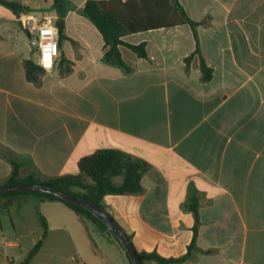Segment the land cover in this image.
I'll return each instance as SVG.
<instances>
[{"label": "crops", "instance_id": "obj_1", "mask_svg": "<svg viewBox=\"0 0 264 264\" xmlns=\"http://www.w3.org/2000/svg\"><path fill=\"white\" fill-rule=\"evenodd\" d=\"M0 4V144L33 162L22 178L79 173L99 150L145 162L143 190L103 203L140 253L175 264H264V0H179L198 27L201 55L213 70L202 80L187 24L132 33L148 57L125 46L130 73L103 61L105 41L83 14L86 0H4ZM125 2L126 0H122ZM26 16L64 23L54 67L40 85ZM12 173L0 156V186ZM193 208L198 209V219ZM131 264L122 245L68 205L40 195L0 197V264ZM144 264H159L146 261Z\"/></svg>", "mask_w": 264, "mask_h": 264}, {"label": "trees", "instance_id": "obj_2", "mask_svg": "<svg viewBox=\"0 0 264 264\" xmlns=\"http://www.w3.org/2000/svg\"><path fill=\"white\" fill-rule=\"evenodd\" d=\"M54 1L56 5L60 4L59 0ZM0 4L11 9L16 15L27 13L30 10L29 7L22 6L21 4L15 2L0 0ZM83 14L96 26L104 38L106 51L103 61L108 65L123 70L125 73H130L131 68L125 63L122 57L120 51L121 46L129 48L140 58L146 59L148 54L146 50V43L132 45L124 42L122 38L132 33L147 31L155 28L173 27L184 24L189 25L194 34L196 50L191 56L185 59L186 70L189 71L192 59L198 55L200 57L202 80L204 82H208L212 79L213 70L207 66L201 55L197 31L198 27L205 22H198L191 19L184 7L180 4L179 0H126L125 2L122 0H86L83 8ZM56 25L59 28L61 42V40L65 37V26L63 21L58 22ZM24 67L27 79L36 85H40V77L45 74L46 70L32 60H26L24 62ZM0 156L7 160L12 167L10 177L4 185L0 186V188L17 183L46 184L58 190L65 191L70 195L97 204L105 211H107V208L103 203V199L106 195H134L140 193L143 190L141 185L142 176L149 168L145 162L136 160L123 152L115 150H99L80 160L79 173L77 175H66L63 177L46 179L35 178L32 175L22 178L21 169L25 165H32L33 162L28 160L26 157L14 153L1 144ZM17 194L40 195L52 200L61 201L68 205L81 217L93 222L100 228L108 231L109 234L113 235L107 226L90 211L58 199L54 196L34 192H15L1 195L0 197ZM193 210L196 222L198 223V209L193 208ZM109 215L116 222L110 213ZM41 221L45 230L42 239L34 246L28 257L23 262L18 264H31L35 256L43 247L47 238L48 225L43 217H41ZM124 233L132 242V237L125 231ZM193 244L189 247L186 255L176 259H166L155 252H138V255L143 263L146 261H155L159 264L181 263L191 256Z\"/></svg>", "mask_w": 264, "mask_h": 264}, {"label": "water", "instance_id": "obj_3", "mask_svg": "<svg viewBox=\"0 0 264 264\" xmlns=\"http://www.w3.org/2000/svg\"><path fill=\"white\" fill-rule=\"evenodd\" d=\"M32 52L37 51V44L35 41L31 43ZM15 192H34L42 193L54 196L58 199L71 203L75 206L83 208L87 211L93 213L102 223H104L107 228L112 232L114 237L120 242L122 247L127 252L131 264H144L138 255V251L128 239L127 235L120 228V226L111 218L109 213L102 209L97 204L89 202L85 199L78 198L76 196L70 195L65 191L58 190L52 186L40 183H17L12 185H6L0 188V196L5 194H11Z\"/></svg>", "mask_w": 264, "mask_h": 264}, {"label": "built area", "instance_id": "obj_4", "mask_svg": "<svg viewBox=\"0 0 264 264\" xmlns=\"http://www.w3.org/2000/svg\"><path fill=\"white\" fill-rule=\"evenodd\" d=\"M22 25L37 44V64L46 71L52 70L60 54V34L55 21L51 17L34 19L26 16Z\"/></svg>", "mask_w": 264, "mask_h": 264}, {"label": "rangeland", "instance_id": "obj_5", "mask_svg": "<svg viewBox=\"0 0 264 264\" xmlns=\"http://www.w3.org/2000/svg\"><path fill=\"white\" fill-rule=\"evenodd\" d=\"M74 2H76V0H65V4L66 5H71V4H73Z\"/></svg>", "mask_w": 264, "mask_h": 264}]
</instances>
